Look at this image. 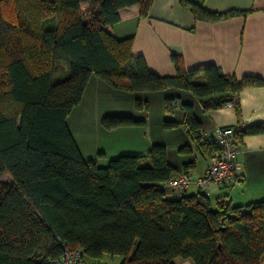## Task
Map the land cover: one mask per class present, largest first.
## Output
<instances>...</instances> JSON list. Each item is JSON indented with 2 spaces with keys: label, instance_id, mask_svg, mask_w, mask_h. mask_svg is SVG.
<instances>
[{
  "label": "trees",
  "instance_id": "16d2710c",
  "mask_svg": "<svg viewBox=\"0 0 264 264\" xmlns=\"http://www.w3.org/2000/svg\"><path fill=\"white\" fill-rule=\"evenodd\" d=\"M151 2L0 0V177L10 179L0 180V264H58L65 248L79 249L82 264H104V255L120 257V264H174L176 257L195 264H260L264 199L232 205L202 190L170 198L166 183L179 172L167 162L164 145H153L145 157L120 155L99 166L83 159L69 131L66 118L91 75L132 92L229 94L204 102L205 109L229 102L237 108L243 89L264 85L260 76L237 79L214 64L161 76L142 58L133 60L132 38H117L106 27L119 21L121 8L137 4L146 15ZM180 3L203 21L241 13ZM177 101L165 98L166 111ZM136 107L147 104L136 101ZM181 107L183 127L210 159L217 146L201 141L191 106ZM101 123L111 129L143 121L104 116ZM232 128L237 145L244 135L264 133V124Z\"/></svg>",
  "mask_w": 264,
  "mask_h": 264
},
{
  "label": "crops",
  "instance_id": "0c3cea01",
  "mask_svg": "<svg viewBox=\"0 0 264 264\" xmlns=\"http://www.w3.org/2000/svg\"><path fill=\"white\" fill-rule=\"evenodd\" d=\"M212 12L239 11L215 21L197 20L180 0H152L146 15L139 5L121 8L119 21L106 30L117 38H132L133 60L142 58L146 67L161 76H172L177 67L192 69L216 65L224 75L241 79L256 75L264 79V0H192ZM88 4H81L86 12ZM129 63L134 70V62ZM229 94L197 97L191 91L167 88L153 92H132L111 87L101 78L91 75L83 96L66 118V123L83 159L106 166L120 155L146 156L153 145L166 148L167 162L177 172H186L193 182L185 195L200 189L195 179L203 175L210 159L202 157L183 127L184 110L191 106L201 131L212 132L219 126L245 129L264 124V85L243 89L237 108L223 104L205 109L209 102ZM176 97L172 112L165 108V98ZM136 101L146 103L139 109ZM104 116H130L142 120L139 125L105 128ZM173 121L177 126L166 127ZM182 147L189 150L182 152ZM233 176L223 184H210L202 190L212 199H224L232 205H245L264 199V133L244 135ZM185 166H187L185 168ZM167 196L177 195L166 189ZM104 264H120L118 256L104 255ZM174 264H195L190 258L176 257ZM260 264H264V254Z\"/></svg>",
  "mask_w": 264,
  "mask_h": 264
},
{
  "label": "built area",
  "instance_id": "2783aa9c",
  "mask_svg": "<svg viewBox=\"0 0 264 264\" xmlns=\"http://www.w3.org/2000/svg\"><path fill=\"white\" fill-rule=\"evenodd\" d=\"M227 105L233 106V102ZM234 136L235 129L231 126H219L212 132L201 131V141L214 143L217 149L211 156L210 164L203 175L195 179L194 183L200 190L208 189L213 183L223 184L232 178L239 153ZM192 182L191 176L182 171L169 179L166 186L172 193L180 196L186 192ZM58 264H82L81 251L65 248Z\"/></svg>",
  "mask_w": 264,
  "mask_h": 264
},
{
  "label": "rangeland",
  "instance_id": "374dc122",
  "mask_svg": "<svg viewBox=\"0 0 264 264\" xmlns=\"http://www.w3.org/2000/svg\"><path fill=\"white\" fill-rule=\"evenodd\" d=\"M0 180L9 181L10 179L7 176L3 175V176L0 177Z\"/></svg>",
  "mask_w": 264,
  "mask_h": 264
}]
</instances>
